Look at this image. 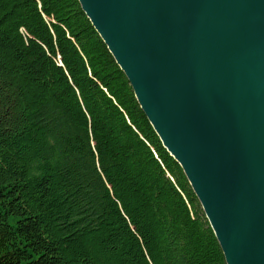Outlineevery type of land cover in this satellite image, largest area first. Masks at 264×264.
<instances>
[{"label": "trees", "instance_id": "obj_1", "mask_svg": "<svg viewBox=\"0 0 264 264\" xmlns=\"http://www.w3.org/2000/svg\"><path fill=\"white\" fill-rule=\"evenodd\" d=\"M0 264H227L79 0H0Z\"/></svg>", "mask_w": 264, "mask_h": 264}, {"label": "water", "instance_id": "obj_2", "mask_svg": "<svg viewBox=\"0 0 264 264\" xmlns=\"http://www.w3.org/2000/svg\"><path fill=\"white\" fill-rule=\"evenodd\" d=\"M227 264H264V0H79Z\"/></svg>", "mask_w": 264, "mask_h": 264}, {"label": "bare ground", "instance_id": "obj_3", "mask_svg": "<svg viewBox=\"0 0 264 264\" xmlns=\"http://www.w3.org/2000/svg\"><path fill=\"white\" fill-rule=\"evenodd\" d=\"M157 134V133H156ZM161 141V140H160ZM162 143V142H161ZM163 145V144H162ZM164 147V146H163ZM191 186V185H190ZM192 188V187H191ZM208 220V219H207ZM210 224V223H209ZM211 226V225H210ZM212 228V227H211Z\"/></svg>", "mask_w": 264, "mask_h": 264}]
</instances>
